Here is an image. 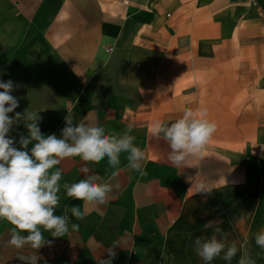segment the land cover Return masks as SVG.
I'll list each match as a JSON object with an SVG mask.
<instances>
[{
	"label": "crops",
	"instance_id": "1",
	"mask_svg": "<svg viewBox=\"0 0 264 264\" xmlns=\"http://www.w3.org/2000/svg\"><path fill=\"white\" fill-rule=\"evenodd\" d=\"M8 80L20 85L9 115L39 112L45 136L60 138L69 116L116 132L131 125L145 154L143 176L121 155L108 202L71 219L79 231L44 232L51 243L37 264H100L109 247L112 264H204L194 240L216 228L241 251L211 264H238L244 249L264 264L255 244L264 230V0H0V81ZM189 109L206 110L217 130L201 155L176 165L150 126ZM21 135L23 121L9 133ZM85 166L105 179L113 170L107 158H66L61 184ZM65 204L84 210L62 189L57 215ZM10 228L0 221V264H30L35 250L7 244Z\"/></svg>",
	"mask_w": 264,
	"mask_h": 264
},
{
	"label": "clouds",
	"instance_id": "2",
	"mask_svg": "<svg viewBox=\"0 0 264 264\" xmlns=\"http://www.w3.org/2000/svg\"><path fill=\"white\" fill-rule=\"evenodd\" d=\"M18 87L20 85L11 80L0 81V221L11 225L10 239L6 243L17 249L30 246L35 250L30 264H37L41 257L36 255V251L51 243L45 239L44 232L59 238L70 230L79 231L80 225L70 223L71 219L82 220L90 205L108 202L112 192L110 179L121 171V155L126 153L127 167L143 176L146 175L142 165L145 154L134 143L136 138L131 135V125L123 132H116L99 123L88 124L82 120L74 124V118L69 116L65 119L60 138L55 134L45 136L39 128V112L9 115L19 106L18 98L12 95ZM21 121L27 135H21L16 141L9 133L13 125ZM216 130V124L207 118L206 110L190 109L171 124L155 120L150 126L153 136L168 142L169 159L176 165L189 157L201 155ZM16 143H19V148ZM72 157L95 164L107 158L113 169L110 178L105 179L85 166L81 168L82 178L61 184L63 172L58 165ZM62 189L67 198L84 202V210L80 206L65 204L63 214L57 215ZM226 237L220 228H216L210 238L197 237L194 240L196 255L204 264H211L217 258L231 262L241 249L235 241L229 243ZM255 244L264 251V230L255 235ZM113 248L107 249L109 259L100 260V264H112L116 256ZM238 264L256 262L244 249Z\"/></svg>",
	"mask_w": 264,
	"mask_h": 264
},
{
	"label": "built area",
	"instance_id": "3",
	"mask_svg": "<svg viewBox=\"0 0 264 264\" xmlns=\"http://www.w3.org/2000/svg\"><path fill=\"white\" fill-rule=\"evenodd\" d=\"M124 3H126V2H124Z\"/></svg>",
	"mask_w": 264,
	"mask_h": 264
}]
</instances>
